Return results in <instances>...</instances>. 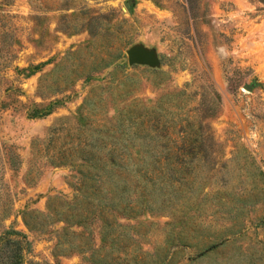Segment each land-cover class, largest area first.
<instances>
[{"label":"rangeland","instance_id":"374dc122","mask_svg":"<svg viewBox=\"0 0 264 264\" xmlns=\"http://www.w3.org/2000/svg\"><path fill=\"white\" fill-rule=\"evenodd\" d=\"M263 2L0 0L23 264H264Z\"/></svg>","mask_w":264,"mask_h":264},{"label":"trees","instance_id":"16d2710c","mask_svg":"<svg viewBox=\"0 0 264 264\" xmlns=\"http://www.w3.org/2000/svg\"><path fill=\"white\" fill-rule=\"evenodd\" d=\"M0 245H4V249L7 251L8 264H23L24 253L28 246L24 235L16 230H4L0 234Z\"/></svg>","mask_w":264,"mask_h":264},{"label":"water","instance_id":"95a60500","mask_svg":"<svg viewBox=\"0 0 264 264\" xmlns=\"http://www.w3.org/2000/svg\"><path fill=\"white\" fill-rule=\"evenodd\" d=\"M127 59L129 64H152L154 61V57L151 53L139 49L128 50ZM247 90H250V88H247Z\"/></svg>","mask_w":264,"mask_h":264}]
</instances>
